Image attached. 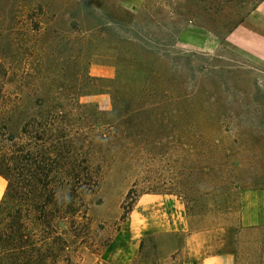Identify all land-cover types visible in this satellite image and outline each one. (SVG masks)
<instances>
[{
    "label": "rangeland",
    "instance_id": "374dc122",
    "mask_svg": "<svg viewBox=\"0 0 264 264\" xmlns=\"http://www.w3.org/2000/svg\"><path fill=\"white\" fill-rule=\"evenodd\" d=\"M263 1L0 0V97L42 101L57 176L81 168L59 264H264Z\"/></svg>",
    "mask_w": 264,
    "mask_h": 264
},
{
    "label": "trees",
    "instance_id": "16d2710c",
    "mask_svg": "<svg viewBox=\"0 0 264 264\" xmlns=\"http://www.w3.org/2000/svg\"><path fill=\"white\" fill-rule=\"evenodd\" d=\"M31 104L41 108L42 101L0 97V177L6 183L0 198V264H59L68 248L65 233L80 241L85 228L81 168L72 161L63 169L67 176H57L63 168L57 162L60 148L47 136L46 114L28 113ZM112 123L109 135L115 137L120 133Z\"/></svg>",
    "mask_w": 264,
    "mask_h": 264
},
{
    "label": "crops",
    "instance_id": "0c3cea01",
    "mask_svg": "<svg viewBox=\"0 0 264 264\" xmlns=\"http://www.w3.org/2000/svg\"><path fill=\"white\" fill-rule=\"evenodd\" d=\"M251 22L254 24L253 34L257 38L261 40V42L264 44V1L255 9L253 15L247 19L244 23L245 28H250ZM260 22V24H259ZM0 196H2L4 189H5V181L3 178L0 177ZM148 196V195H146ZM1 198V197H0ZM166 208L168 211V222L170 226V230L176 233H185L187 232V222L185 220V216L183 213V209L180 206V204L177 201H169L166 202ZM188 240L190 239V236H188ZM205 258L201 260V264L204 263ZM215 260H212V264H215Z\"/></svg>",
    "mask_w": 264,
    "mask_h": 264
}]
</instances>
